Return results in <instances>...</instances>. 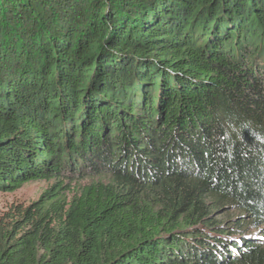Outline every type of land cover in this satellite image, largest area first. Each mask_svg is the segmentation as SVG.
<instances>
[{
    "label": "trees",
    "instance_id": "obj_1",
    "mask_svg": "<svg viewBox=\"0 0 264 264\" xmlns=\"http://www.w3.org/2000/svg\"><path fill=\"white\" fill-rule=\"evenodd\" d=\"M38 181L0 264H264V0H0V193Z\"/></svg>",
    "mask_w": 264,
    "mask_h": 264
},
{
    "label": "rangeland",
    "instance_id": "obj_2",
    "mask_svg": "<svg viewBox=\"0 0 264 264\" xmlns=\"http://www.w3.org/2000/svg\"><path fill=\"white\" fill-rule=\"evenodd\" d=\"M47 187V183L42 181L29 182L13 192L0 193V216L15 209L17 206H28L30 203L37 201ZM222 214L224 213H216L215 215V218L222 226H229V222L234 220H237L238 222L239 220L247 221L245 217L242 219L244 216L242 213L234 210H230L227 214L221 216ZM237 218H239V220ZM263 230L264 227L255 232ZM255 232H251V234H254Z\"/></svg>",
    "mask_w": 264,
    "mask_h": 264
},
{
    "label": "water",
    "instance_id": "obj_3",
    "mask_svg": "<svg viewBox=\"0 0 264 264\" xmlns=\"http://www.w3.org/2000/svg\"><path fill=\"white\" fill-rule=\"evenodd\" d=\"M220 213V212H219Z\"/></svg>",
    "mask_w": 264,
    "mask_h": 264
}]
</instances>
